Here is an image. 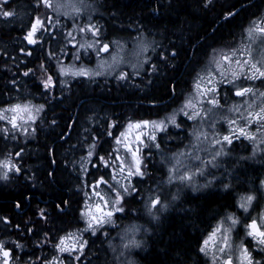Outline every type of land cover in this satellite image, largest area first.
<instances>
[{
    "label": "flooded vegetation",
    "instance_id": "1",
    "mask_svg": "<svg viewBox=\"0 0 264 264\" xmlns=\"http://www.w3.org/2000/svg\"><path fill=\"white\" fill-rule=\"evenodd\" d=\"M155 1L164 7L173 1L185 0ZM194 1L201 2L203 9L210 13L216 9H223V5L229 0ZM14 4V0H9L8 10L13 12V16L8 17L10 26L16 25L17 29L20 27L21 29L18 34H11L13 39H11V44L14 46L17 42L13 51L15 53L11 55V61L15 62L17 56L20 59L19 63L23 65L22 67L14 65L11 70V86L14 89L0 90V94L6 97L5 100H0V107L11 103L9 99L13 102L25 100L34 111L41 104L45 107L40 110V117L35 121V125L29 127L31 131L33 129L35 131L18 130L14 137L7 134L11 145L15 142L25 143L15 149L13 156L8 158L14 165L22 167V172L10 171L7 179L0 178V194L24 193L26 188V192H29L25 195V204L22 208H17L16 202L13 210L2 211L0 208V241H3L11 252L10 264H43L45 258L49 264H59L60 260H63L64 264H103L105 259L109 260L104 245L107 239L102 235H92L90 230L84 231L81 214L89 207L85 199L92 194L93 180L98 173V169H95L99 163V157L104 156L107 160V164L101 160V173L106 177L108 174L107 155L110 152L112 138L121 136L119 129L124 128L125 121L129 119H135L134 124L142 120L165 121L166 127L163 132L154 129L151 123L147 127L142 125L140 129L136 128L135 137L142 132V141L150 140L154 143H151V158L148 167L151 175L158 177L162 171V166L158 161L160 149L155 147L156 144L166 150L165 155L172 151L185 150L189 158L199 156V168L202 169L195 179L188 180L193 182L191 184H194L197 194L193 196L190 192L186 193V202L168 213L156 229L153 227V234L148 237V246L154 235L158 233L156 230L163 226L164 221L180 215L183 210L187 209V203L190 200L226 197L228 204L225 203L208 217L207 225L198 235L194 255L186 261H194L195 264H226L230 259L232 264H247L241 254L244 249H248L253 264L257 261L264 264V251H262L264 245L259 243L258 237L249 235L252 229L248 227L255 220L260 231H264V118H258V116H264L261 111L264 109V95H262L264 77L256 73L255 79L250 78L253 76L252 64L264 70V43H261L264 40V34L256 31L257 28L264 26V9L257 11V8L252 7V5L259 6L260 0H230L226 5H229L230 9L234 5L235 9L230 11L232 16L241 8L246 11L245 17L234 27L233 32L218 36L202 45H196V51L190 54L186 53L185 47L188 40L187 34L183 36L182 33L183 37L180 38L169 28L164 30L161 28L160 31L159 24L162 22H155L152 18L143 15L137 18L131 26L136 39L145 36L142 40L145 42L144 50L141 51L139 47L131 81L119 80L116 76L89 78L88 83L73 79L62 89H57L54 85V90L43 88L42 83L37 81L36 73L25 76L24 72L29 68H36L39 63L51 62L48 53L57 54L64 41L61 37L59 38V30L72 25L66 22L47 23V30L37 36L38 44H28L25 34L30 29V23L14 22L17 18ZM253 12L256 13L255 16L251 15ZM232 16L229 12H223L220 20L224 22ZM121 26L124 24H110L104 21L100 28L119 30L123 29ZM249 29L253 33L251 36L248 34ZM14 35L18 38H14ZM111 41L105 40L108 43ZM197 42L205 41H196L195 44ZM29 50L34 52L33 56L28 55ZM177 52L178 55L172 59L173 53ZM224 56H228L229 60H224ZM27 59H30V62H27ZM69 59L70 57H67L66 61ZM165 60L167 64L163 63ZM90 62L91 60H88V63ZM154 64H159L158 72H153ZM233 72L238 74L235 79L232 77ZM17 75L22 80L25 79L21 85H18L20 80ZM165 80H171L176 84L175 91L171 90L169 94L163 92V81ZM213 86L216 88L215 94L208 91ZM237 88H251L252 91L243 96H236ZM207 91L210 93L208 98L212 100L215 97L220 101L219 105L210 104V100L206 101ZM118 92L121 95L111 94ZM152 93L158 94V98L155 101H148L152 100L149 98ZM125 97L127 100L133 98L137 101L132 112L123 110L118 105L119 103L111 107L112 101L116 102V98L125 99ZM189 100L194 108L186 106ZM74 105L73 114L69 113L71 120L66 122V111ZM142 107L149 109L143 111L140 109ZM206 107L222 108L226 118L219 121L215 134H212L208 126H204V135H199L197 139L192 134L193 128L195 123L201 122L202 118L207 119L204 113ZM179 109L187 112L188 116H191L194 110L199 114L189 119ZM173 115L178 117L180 128L168 122V118ZM53 120L56 121L55 124H52ZM229 121H235V123L230 124ZM240 128L244 129L245 135L240 133ZM153 132L157 137L155 141L150 139ZM225 135L230 136L232 144L224 141ZM124 137L131 136L125 135ZM209 140L212 141L210 145H208ZM46 141L56 145V152L49 151L48 156H45L42 149ZM202 141L208 145L207 151L200 150ZM221 148L224 149L227 162L214 167L212 150L218 151ZM88 150L93 154L89 163L83 164L80 159L78 160L79 155ZM17 152L21 155H15ZM46 157L50 160L51 169H57V172L65 177L64 184L68 187L65 200L69 201V204L64 205V211L56 207L58 204L53 206L52 193L45 185ZM221 159L217 157V161ZM56 163L60 167L56 166ZM84 166L87 168L81 175L80 170ZM3 170L6 171L4 168ZM164 183L171 186L177 183V179L168 177ZM225 184L229 187L225 188ZM145 186H151V181L150 183L147 181ZM32 195H35L36 202L29 199ZM42 196L47 199L42 200ZM249 196L252 197L251 201L247 200ZM241 204H244L247 210L242 208ZM40 209L47 213L51 218L50 221L45 222L41 219ZM229 216L231 219L228 218ZM233 220L236 221L235 224ZM57 222L64 224L58 225ZM81 222L83 230L79 232V235L83 239L77 244L83 240L89 241L83 251L61 252L59 248L53 246L60 243L59 234L61 232L67 231L74 225L80 226ZM217 228L219 231H216ZM27 229H32V231L29 232ZM45 232L48 233V242H45ZM214 232V240H209L208 245H205L204 241ZM225 236L228 238L227 243H225ZM17 243L20 247H16ZM95 244H101V247ZM200 247H205L206 251L200 252ZM148 250V247L147 250L144 248L137 250L135 259L139 261ZM69 256L72 257L70 262ZM75 256H80L81 259L77 261ZM53 257L56 260H53ZM2 261L3 257H0V264ZM186 261L181 264H185Z\"/></svg>",
    "mask_w": 264,
    "mask_h": 264
},
{
    "label": "rangeland",
    "instance_id": "2",
    "mask_svg": "<svg viewBox=\"0 0 264 264\" xmlns=\"http://www.w3.org/2000/svg\"><path fill=\"white\" fill-rule=\"evenodd\" d=\"M51 4H52V7H48L44 4L43 0H37L36 7H34V9L36 10L34 19L36 17H40L42 20L46 21V24L47 23H58L57 22L58 17H66V19L65 18L61 19V21L63 22L64 20L72 21L70 22L72 23L71 27L59 30L58 32L59 38L61 37L64 41L61 43V48L59 52L56 54V58H54L53 60L51 59V62H48L50 64L54 63L53 64V74H54V77L58 81L55 84L57 89H62V87H64L68 82L72 81L73 79L74 80L76 79L77 81H80V82L84 81L85 83L86 82L88 83L89 78L95 79L99 77H108V76H116L117 78V76L121 72L129 74L126 80H129V81L132 80L134 71H135L136 57H138V50H139L140 45L145 43L142 41L145 39V36H141L140 38L136 39V34L135 32H133V28L130 34H129V31H126L125 29H119L118 31L120 35L117 33L112 34L115 36L114 38H112V41H111L112 48L110 52L103 56L101 55L97 56L95 47L87 48V45L94 44L95 39H96V37L93 36L91 29H89L87 26L92 25L95 28L99 29L100 38L104 39L103 36L105 35V31H102L100 29L101 23L104 22L103 21L104 17L100 16V14H97L95 16L90 15L92 19L88 20L86 12L88 11L90 7V0H51ZM58 4L63 5V6L57 9L56 6ZM81 16L83 17L82 19H86L85 22L84 21L81 23L79 22ZM81 29H83V31H81ZM69 33H71L70 36L68 35ZM26 35H27V32L25 36ZM121 35H123L124 37ZM81 44H84L85 47L81 48L80 47ZM96 47H99V45H96ZM79 55L83 56L81 60L73 59V56H79ZM113 56L117 57L116 62L112 60ZM67 57H70V59L66 61ZM57 60L59 61V64H57ZM88 60L89 61L91 60V62L88 63ZM101 61H105L106 63L103 68L99 69L101 73L100 75L73 76L71 74V71H74L81 67L91 72H95L98 70L97 66ZM14 65H16L15 62H12L10 65V69L9 68L8 69L11 71L14 68ZM58 66H63L67 69H70V71L68 72L67 75L55 76V72ZM36 75L38 76L39 74L36 73ZM43 78L44 77H40L37 81L41 82ZM49 89L54 90L53 86L50 87ZM209 95L210 93L207 91L206 101L210 100V98H208ZM9 100L11 103L0 107V109H8L13 104H21V105L28 104L25 100H20L18 102H13L11 99ZM39 113L40 111L36 112L32 110V114L35 116V119L31 121L27 119L26 113H22L21 115L24 118L17 121L18 125L20 126L16 128H13L12 124L9 123L8 119L0 120V129H4V128L9 129L7 133L0 131V161H4L8 159L10 156L12 157L15 149L25 144L23 142H15L14 144L11 145L10 144L11 142H9V140L7 139V134L8 136L11 135L12 137H14L16 135V132H18V130L23 131L24 128H27V132H33L30 130L29 127L32 125H35L34 124L35 121L37 120V118L40 117ZM2 114H5L9 118L13 115V113L11 112L2 113ZM125 122H126L125 123L126 126L122 129H119V131L120 133H125L126 135H130L131 137L128 138L124 136L122 137L118 136L120 140L119 143H117V137L112 138V141L110 144V147H111L110 152L107 155L108 174L106 175V177L104 176L105 179L107 180V183L99 186L95 190L100 191L101 195L104 196L105 199L109 200L110 202L115 200L116 191H119L121 195L124 196L128 202L129 201L131 202V206L135 207V206H138V203L140 200L144 199V197L141 196L140 194L139 185L141 183L146 185L147 181L148 183H150V181L148 180L147 176L128 177V168L132 167L133 171L135 169H134L133 160H132V153L131 151H129L127 147H125V144H129L133 151L136 149H139V155L141 159V170L144 171L146 164L149 167V161L151 158V149H152L151 143L152 144L154 143L150 142V140H143L142 142L137 141L135 137V134L137 132L136 128L135 127H133L132 129L128 128L129 122L134 124V122H136L135 119H129ZM199 135L200 133H197V136ZM27 150H30V148H27ZM88 153H89V150L84 154H80L78 160L80 159V161L83 164L89 163L92 155L89 156ZM170 154L173 156L172 166L167 167L166 169L167 177L165 180H167L168 177L171 179H177V174L179 173L185 177V180L182 183H189V184L193 183L192 181H188L189 178L195 179V177L199 174V172H201L200 168L191 167V163L195 162V157L189 158L185 150H179L178 152L172 151V153ZM117 157H119V159H117ZM121 161H123V166H124L123 172H121L120 170ZM96 167L97 168L95 170L98 169V173L95 175L93 183L95 182L97 178H99L102 175L101 160H99V163ZM85 168H87V166H84L81 168L80 170L81 175L84 173ZM148 171L150 173V170ZM3 172H4L3 167H0V176H3ZM113 176L115 177V179L112 178ZM135 181L140 182V183L136 182L137 183L136 184ZM132 185H135L138 191L132 197L128 198V194L124 193L123 188L130 187ZM191 185H194V184H191ZM112 186H114V190L112 192H109L108 189ZM92 190H93L92 194L88 195L85 199V203H87L88 205L91 204L94 206L96 203H101L102 207L105 210H111L114 206L116 207L119 206V205H113L112 203H109L108 205H104L103 202L100 200V198L94 195L93 187H92ZM92 210L93 211L95 210L94 207ZM133 215L135 214L129 213L128 215H125L121 213L120 214L114 213L113 215L114 222L112 224L103 225L100 228H98L96 235H102L105 239H107L104 245L107 249L106 251L109 256V261L112 260L113 258H115L116 260L120 259L118 252L113 251V247H115L116 245L122 246L123 243L126 242L123 240V237L125 236V234L127 235L128 238H136L138 236L139 234L138 229H140L141 227L140 223H137L136 221L129 222ZM121 224L124 225L123 231L119 229V225ZM83 227L86 228V221L84 220V218H83ZM154 228L156 229L157 225L154 226ZM82 230L83 229H82V222H81L80 226L74 225L71 228H68L67 231L61 232L59 234L60 236L58 235L59 240L60 238L63 237V238H66L65 242L67 244H71L73 243V241L78 243L80 240L83 239L79 235V232H82ZM69 234H72V235H69ZM139 249L130 247L128 249H124V251L130 254L131 257L135 258V253Z\"/></svg>",
    "mask_w": 264,
    "mask_h": 264
},
{
    "label": "trees",
    "instance_id": "3",
    "mask_svg": "<svg viewBox=\"0 0 264 264\" xmlns=\"http://www.w3.org/2000/svg\"><path fill=\"white\" fill-rule=\"evenodd\" d=\"M229 2L230 0L227 1L226 4ZM14 3L17 15L14 22L24 24L30 22L32 15L34 14L35 5L33 4V1L14 0ZM226 4L223 5V9H216V11L207 13L206 10L203 9L201 2L194 0H185L181 2L173 1L170 5H165L164 7L158 5L155 0H100V11L105 14H111L114 20L110 18L107 19H109V23L114 24L125 22L133 26L136 19L143 15L152 18L155 22L160 21L162 22L159 24L160 31L169 28L177 33L180 38L187 34L186 38H188V40L185 47L186 53L190 54L191 52L194 53V51H196V45H202L218 36H225L230 32H233L235 30L234 27L245 17L246 11L240 8L237 11L240 13L239 15H236L237 12L235 11V14L232 17L225 19V21L222 22L220 19L223 12H230L235 9L234 7L230 9V6H227ZM8 5L9 0H0V11L7 10ZM109 15L106 16L108 17ZM103 21L105 20L103 19ZM16 29V25L12 27L10 26L8 17H2L0 15V90L14 89V87L11 86L12 75L10 74L11 71L9 69L12 63L11 55L12 53H15L13 51L17 44V42L14 43V46L11 44V34H18L21 27L17 30ZM109 32L110 30L107 31V35ZM13 37L15 38L16 36L14 35ZM17 38L18 37H16V39ZM201 40L205 42H197L195 44L196 41ZM51 48L53 49V47ZM15 59L17 61H15V64L22 67L23 64L19 63L20 59L17 56ZM27 62H30V59H27ZM18 75L17 78L20 80L18 85H21L25 82V79L22 80ZM170 81L171 80L163 81V92L166 94L170 93L171 85L175 84L172 83V81L170 83ZM111 94L116 96L121 95L119 92ZM131 96H133L132 93ZM2 97L3 94L1 93L0 100L3 99ZM149 98L152 100L148 101H155V99L158 98V94L152 93ZM119 99L116 98V102L112 101V103L110 101L111 107L113 104L119 103L118 105L127 112H132L134 110V106H136L137 102L136 99L130 98L127 100L126 97L125 99ZM74 107L75 105L72 108H69V111H66V122L67 120H71L69 113L73 114L74 111L72 109ZM140 109L145 111L149 108L142 107ZM42 149L45 156H48L49 151L52 153L56 152V145H52L50 141H46L44 142ZM55 165L60 167L57 163ZM44 181L45 185L48 187V191L52 193L54 207L55 204H60L61 200L66 199L68 187L64 184L65 177L63 174L57 172V169H51L48 157H46L44 165ZM26 191L27 188L24 193H1V210H13L15 202H20L24 205L25 195L29 193ZM39 194L37 195L39 196ZM29 199L36 202L35 195L29 196ZM44 199L47 198L42 196V200ZM225 203L228 204L226 197H209L202 200H190L187 203L186 210H183L178 216L167 219L164 221L163 226L156 230L158 233L154 235L152 242H150L147 254L139 259L140 264H181L191 258L195 252L198 235L207 225L208 217L225 205ZM62 207L64 208V205H62ZM57 224L63 225L64 223L57 222ZM95 245L101 247V244Z\"/></svg>",
    "mask_w": 264,
    "mask_h": 264
},
{
    "label": "snow or ice",
    "instance_id": "4",
    "mask_svg": "<svg viewBox=\"0 0 264 264\" xmlns=\"http://www.w3.org/2000/svg\"><path fill=\"white\" fill-rule=\"evenodd\" d=\"M43 2H44V4L46 6L52 7L51 0H43ZM62 6L63 5L58 4L56 6V8L58 9L59 7H62ZM233 7H234V5H233ZM252 7L257 8V11H260L261 9H264V0H260V5L259 6L252 5ZM239 14H240L239 12L236 13V15H239ZM0 15H2L4 17H11V16H13V12L9 11V10L0 11ZM229 15L232 16V13L229 12ZM251 15L255 16L256 13L253 12ZM233 18H235V17H233ZM87 27L89 29H91L93 36L96 37L95 43L94 44H88L87 48H94L95 47L97 56H99L101 53L108 54L110 52V44L102 42V39L100 38V30L95 28L92 25H88ZM46 30H47L46 21L42 20L40 17H36L34 19V21L30 22V29L28 30L27 35L25 36V39L27 40L28 44L37 45L38 44V39H37L38 34L42 33L43 31H46ZM81 31H83V29H81ZM256 31L261 33V34H264V26H261V27L257 28ZM248 34H249V36L253 35L251 29L248 30ZM68 35L70 36L71 33H69ZM261 43H264V40H262ZM96 45H99V47H96ZM80 47L83 48V47H85V45L81 44ZM140 50L141 51L144 50V45L143 44L140 45ZM21 51H24V49H21ZM28 55L29 56H33L34 52L32 50H29L28 51ZM176 55H178V52L177 53H173L171 58L174 59ZM48 56H49V60L56 58L55 52H49ZM82 58H83L82 55L73 56L74 60H81ZM223 59L224 60H229V57L228 56H224ZM112 60L114 62H116L117 57L113 56ZM105 63H106L105 61H101L98 64V66H97L98 70L95 71V72H91V71L81 67L79 69L71 71V74L73 76L100 75L101 73H100L99 69L103 68ZM163 63L167 64V60L163 61ZM237 63H240V62H237ZM57 64H59L58 60H57ZM217 66H219V65H217ZM152 69H153V72H158L159 71V64H154L152 66ZM251 70L253 71V76L250 77L251 79H255L256 78V73H258L260 77H264V70H261L260 68H258L256 66V64H252L251 65ZM69 71H70V69H67V68H65L63 66H58V68L56 69V72H55V76L67 75ZM35 73L39 74L37 76L38 79L40 77H44L41 80V83H42L43 88H45V89H49L50 87L54 86L58 82L57 79L54 77V74H53V66L50 63H48V62L39 63L38 66L36 68H34V69L33 68H29L26 72H24V75L25 76H29L30 74H35ZM128 75L129 74H127V73L121 72L120 75L117 77V79L126 80L128 78ZM237 75L238 74L236 72H233L232 73L233 79H235L237 77ZM60 82H62V81H60ZM13 83H15V81H13ZM170 83H171V81H170ZM228 83H231V81H228ZM197 87L199 88V85H197ZM171 90L175 91V84H172ZM208 91H211V92H213L215 94L216 93V88L213 86L211 89H208ZM229 91H231V90H229ZM251 91H252L251 88H237V90L235 92V95L236 96H243L245 93L251 92ZM262 95H264V93H262ZM209 103L212 104V105H219L220 101L215 99V97H214L212 100L209 101ZM186 106L194 108V106H193V104H192V102L190 100L187 101ZM44 107H45V105L41 104V105H39L38 107L35 108V111L39 112ZM261 111H262V113H264V109H262ZM7 112H11V113H13V115L9 118L5 114H2V113H7ZM22 113H26L27 114V119L29 121L35 119V116L32 114V107L31 106H29L27 104H25V105L13 104L8 109H0V120L8 119L9 123L12 124L13 128H16V127L20 126V125H18L17 121L24 118L21 115ZM198 114L199 113L196 112L195 110L193 111V114L191 116H188V113L185 112V115L188 116L189 119H193L194 116H196ZM258 118H264V116H258ZM168 122L176 125L177 127H179V125L176 124L175 115L169 117L168 118ZM55 123H56V121L53 120L52 124H55ZM150 123H151V125H152V127L154 129H159L161 132H163L165 127H166L164 120H160L159 122H157V121H151L150 122L148 120H142V121L137 122L136 124H133V123L129 122L128 128L132 129L133 127H135L137 129H140L142 125L147 127ZM229 123L230 124H234L235 121H229ZM23 130L25 132H27V128H24ZM0 131L7 133L9 131V129L8 128H4V129H0ZM33 131H35V129H33ZM239 131H240V133L242 135H245L243 128H240ZM108 135L111 136L112 133H108ZM125 135H126L125 133H121V136H125ZM142 136H143L142 132L138 133L136 135V140L142 142ZM150 139L152 141H155L157 139V137L155 135V132H153L151 134ZM223 139L228 144H232L233 143L232 139L228 135H225L223 137ZM119 142H120V140L117 137V143H119ZM216 143H219V141H216ZM125 147H127L129 149V151H131V153H132V160H133V165H134V169H135L133 171L132 167L128 168V177H132V176L142 177V176H145V170L144 171L141 170V159H140V155H139V149H136V150L133 151L129 144H125ZM155 147L158 148V147H160V145L156 144ZM92 154L93 153L91 151H89L88 155L91 156ZM15 155L20 156L21 153L17 152V153H15ZM99 159L104 161L105 164H107V160L105 159L104 156H100ZM117 159H119V157H117ZM0 167H3L4 169H6V171L3 172V176L0 177V178H3V179H7L8 178V172H10V171H14L16 173H21L22 172V167L14 165L12 163V161L9 160V159H6L4 161H0ZM120 170H121V172L124 171L123 161H121ZM50 175H51V173H50ZM112 178L115 179L114 176ZM106 183H107V180L105 179V177L103 175H101L99 178H97L95 180V182L92 184V187L94 189V195L96 197H99L104 205H108L109 203H112L113 205H119V206L118 207L114 206L111 210H105L102 207L101 203H96L94 206L93 205H89V207L85 211L82 212L81 215L84 218V220L86 221V228L84 229V231H87V230L90 229L92 235H95L97 233V229L100 228L101 226L113 223L112 217H113L114 213H116V214L124 213L125 215H127L128 212L130 211V209L126 210L123 207V204L128 203V201L125 199L124 196L121 195V193L119 191H116L115 200L110 202L109 200L105 199L104 196L101 195L100 191L95 190L99 186H101L103 184H106ZM131 187H132L133 191H136V186L135 185H132ZM224 187L228 188L229 186L228 185H224ZM113 190H114V186H112V187H110L108 189L109 192H112ZM123 191H124V193H127L128 195H131L129 187H124ZM85 195H87V193H85ZM247 200L251 201L252 197L251 196L247 197ZM66 204H69V201L61 200V203L56 205V207L60 208L61 211H64L62 205H66ZM157 204H158V199L152 201V206L153 207H156ZM15 206L17 208H22L23 205H22V203L17 202V204ZM93 207L95 209L94 211L92 210ZM241 207L245 208V210H247L244 204H241ZM39 216L45 222H48L51 219L43 209L39 210ZM228 218L231 219V216H229ZM235 223H236V221L233 220V224H235ZM248 227H250L252 229V231L249 233V235L258 237L259 238V243L261 245H264V231H260V229L257 227V224H256L255 220H253L251 225H248ZM27 231L31 232L32 229H27ZM216 231H219V228H217ZM69 235H72V234H69ZM44 238H45V242H48V233L47 232L44 233ZM214 238H215V232L211 236H209L207 240L204 241V244L208 245L209 240H214ZM224 239H225V243H227V239H228L227 236H225ZM65 240H66V238L62 237V238H60V243L59 244H54L53 246L56 247V248H59V250L61 252L74 253V250L83 251L85 249V246L88 245V243H89L88 240H83L81 243H79V245H77V243L75 241H73V243H71V244H67L65 242ZM133 242H135V241H133ZM16 247H20V245L17 243ZM199 251L200 252H205L206 249H205V247H200ZM221 251H223V249H221ZM262 251H264V249H262ZM241 256H242L243 260L247 261V264H253V260L251 258V253L248 251V249H244L242 254H241ZM0 257H3L2 264H10L11 252H10V250H8L6 248V245L4 244L3 241H0ZM71 259H72V257L69 256L68 257L69 262L71 261ZM75 259L77 261H79L81 259V257L80 256H75ZM53 260H56V258L53 257ZM43 264H49V261L47 260V258L44 259ZM59 264H64V261L60 260ZM226 264H232L231 260L229 259L226 262ZM256 264H260V262L257 261Z\"/></svg>",
    "mask_w": 264,
    "mask_h": 264
},
{
    "label": "clouds",
    "instance_id": "5",
    "mask_svg": "<svg viewBox=\"0 0 264 264\" xmlns=\"http://www.w3.org/2000/svg\"><path fill=\"white\" fill-rule=\"evenodd\" d=\"M180 112H185L183 109H179ZM204 113L207 116V119L201 120L200 123H195V127L193 128V136H196L197 139V130H199L200 135H204L203 128L204 126H208L212 134L216 133L218 128L219 121L225 119L226 117L223 115L222 108H214V107H206L204 109ZM176 124L179 125L176 128H180L181 125L178 123V117L175 116ZM172 124V123H171ZM174 125V124H172ZM191 142V141H189ZM212 143L211 140L208 141V145ZM208 145H205L201 142V151H207ZM157 148V147H156ZM160 149L158 155L160 159L158 160L162 166V171L160 172L161 175L159 177L153 176L148 171V165H145V176L148 177V180L151 181V186H145L141 184L140 187V194L144 197L143 200H140L138 206L132 207L131 202L129 201L127 204H123L125 209H130L129 213H134L135 215L132 216L131 220L140 223L141 227L138 229V236L136 238H128L127 235L123 237V240L126 241L123 243L122 246L116 245L113 247L114 252H118L119 254V261L115 258L112 260L105 259L103 264H139L134 257H131L130 254L126 253L124 249H128L130 247L139 249L144 248L147 250L148 247V237L153 234V227L158 225L162 219L174 209H178L181 205H183L186 200L185 196L186 193H191L193 196L197 194V189L189 184V183H181L185 180V177L181 174H177V183L171 186H168L164 183V180L167 177V167L172 166V159L173 156L171 154L165 155V149ZM217 157H221L222 159L217 161ZM212 161L213 166L218 167L219 164H223L227 162V158L224 157V149L221 148L220 150H212ZM200 157L195 156V162L191 163L192 168H199ZM187 170V169H186ZM202 171V169H201ZM191 178H189L190 180ZM211 183V181H209ZM227 185V184H225ZM131 195H128V198L133 196L137 193L138 189L136 187V191L132 190V187H129ZM158 199V204L156 207L152 206V201ZM124 214V213H121ZM127 214V215H128ZM112 221L114 222V218L112 217ZM112 224V223H110ZM107 225V224H106ZM119 229L121 231L124 230V225H119ZM98 230V229H97ZM135 241V242H133ZM185 264H195L194 261L192 262H185Z\"/></svg>",
    "mask_w": 264,
    "mask_h": 264
},
{
    "label": "bare ground",
    "instance_id": "6",
    "mask_svg": "<svg viewBox=\"0 0 264 264\" xmlns=\"http://www.w3.org/2000/svg\"><path fill=\"white\" fill-rule=\"evenodd\" d=\"M33 1V4L35 5L34 7H36V1L37 0H32ZM99 0H90V7H89V9H88V11L86 12V14H87V17H88V20H91L92 19V17H90V15H93V16H95V15H97V14H100V16H102V17H104V19H105V22H107V23H109L110 21H109V19H107V18H110V19H112V20H114V18H113V16L110 14H105L104 12H102V11H100V2H98ZM36 10L34 9V12H35ZM106 15H109L108 17L106 16ZM83 16V15H82ZM80 17V21H86V19H82L83 17ZM62 18H65L66 19V17H59V20H60V22H63V21H61V19ZM64 22H66V23H70V22H72L71 20H64ZM71 25H72V23H70ZM110 24H112V23H110ZM118 24V23H117ZM120 24H124V26H121L123 29H125L126 31H129V32H131L132 31V28H131V26L132 25H130V24H127V23H125V22H123V23H120ZM66 28H69V27H66ZM116 32H115V31ZM104 31L107 33V31H109V30H105L104 29ZM114 33H117V34H119V31L117 30V29H113L112 31L110 30V32H109V34H114ZM121 36H123V35H121ZM124 37V36H123ZM3 99L2 100H5L6 99V97H2Z\"/></svg>",
    "mask_w": 264,
    "mask_h": 264
}]
</instances>
